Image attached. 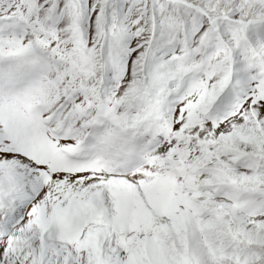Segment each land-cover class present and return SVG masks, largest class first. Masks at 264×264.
<instances>
[{
  "label": "snow or ice",
  "instance_id": "snow-or-ice-1",
  "mask_svg": "<svg viewBox=\"0 0 264 264\" xmlns=\"http://www.w3.org/2000/svg\"><path fill=\"white\" fill-rule=\"evenodd\" d=\"M0 264H264V0H0Z\"/></svg>",
  "mask_w": 264,
  "mask_h": 264
}]
</instances>
